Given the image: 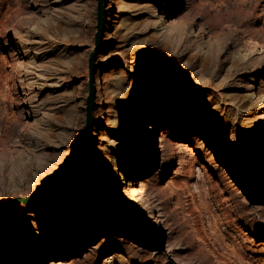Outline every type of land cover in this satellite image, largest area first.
Segmentation results:
<instances>
[{
  "label": "rangeland",
  "instance_id": "374dc122",
  "mask_svg": "<svg viewBox=\"0 0 264 264\" xmlns=\"http://www.w3.org/2000/svg\"><path fill=\"white\" fill-rule=\"evenodd\" d=\"M163 1L104 0L96 50L98 0H0V203L74 160L92 52L96 87L69 180L0 213V264H264V0ZM121 174L136 216L104 211Z\"/></svg>",
  "mask_w": 264,
  "mask_h": 264
},
{
  "label": "water",
  "instance_id": "95a60500",
  "mask_svg": "<svg viewBox=\"0 0 264 264\" xmlns=\"http://www.w3.org/2000/svg\"><path fill=\"white\" fill-rule=\"evenodd\" d=\"M104 0H98V8H97V34H96V50L100 47V43L102 40V31L104 25ZM94 73H95V53H92L89 59V95L86 99V118H85V128L82 131L81 142L76 151L74 160L69 164V166L62 173L61 177L56 183H52L47 188L43 189L39 193L31 195L27 198H17L11 200L7 203H0V213L9 211L13 209L16 205L20 204H33L38 201L43 200L49 195H52L56 191L60 189V187L66 183L71 177L74 169L80 165V162L83 158V155L88 147L89 135L92 128V120H93V112L95 109V81H94Z\"/></svg>",
  "mask_w": 264,
  "mask_h": 264
},
{
  "label": "bare ground",
  "instance_id": "6f19581e",
  "mask_svg": "<svg viewBox=\"0 0 264 264\" xmlns=\"http://www.w3.org/2000/svg\"><path fill=\"white\" fill-rule=\"evenodd\" d=\"M169 1L171 0H165L163 1V7H167L169 4ZM112 21L109 20L107 24H104L103 25V30H104V27H109V24L111 23ZM103 32V31H102ZM92 51V50H91ZM93 53V52H92ZM238 72V70H233L231 72V74L228 75V78H232L234 75H236V73ZM227 80V79H226ZM141 121L143 122V118H141ZM92 129V128H91ZM150 132L151 130L148 129L147 131V136H146V143H148L149 141V138H150ZM91 147H92V144H91ZM125 180V177L121 174L119 176V178H117L116 182H115V186H116V189H115V193H117V195L119 196V200L117 201L116 204L114 205H110V206H107L105 205V209L104 211L107 213V216H110V215H115V209H118L117 206L119 207V209H122L124 210V212H126L125 214H128V217H132V215L136 216L137 214V210L133 209L132 207L134 206V199H132V197L130 196V194H128L125 191H122L121 189H119V185L123 184V181ZM126 196H129L127 197V199L125 198ZM105 216H102V217H107ZM79 213L77 215H74L73 217H71L70 219H68L67 224H64L63 226L60 227V231L61 233L65 234L67 233L68 231H70V228H72V226H74L76 223L79 222ZM146 236H148L147 233H144ZM70 236L71 235H67V239H70ZM51 237L50 235H47V240L48 241H51ZM62 242H58V244H61ZM63 244V243H62ZM62 247H64L62 245ZM61 247V248H62ZM39 250L40 251H44V253H41L39 256H38V261H42V260H45V252L47 251V248L45 247L44 244H40L39 245ZM43 264V263H42Z\"/></svg>",
  "mask_w": 264,
  "mask_h": 264
}]
</instances>
